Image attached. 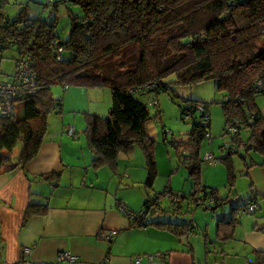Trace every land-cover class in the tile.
I'll use <instances>...</instances> for the list:
<instances>
[{
    "label": "trees",
    "instance_id": "obj_1",
    "mask_svg": "<svg viewBox=\"0 0 264 264\" xmlns=\"http://www.w3.org/2000/svg\"><path fill=\"white\" fill-rule=\"evenodd\" d=\"M64 1L78 6L77 12L68 10L70 27L65 39L55 30L56 19L48 21L41 14L28 12L30 0L16 2L20 5L14 14L4 9L8 0H0V59L6 48L13 47L17 53L22 49L32 57L39 82L36 93L17 98L23 102L21 116H16L14 110L10 115H0V171L24 168L37 154L47 130L48 115L61 110V100L51 92L53 83L110 89L112 102L107 115L83 112L84 132L93 154L91 163L97 166L104 162L113 166L118 152L130 153L138 143L146 157L145 185L148 187L152 186L157 173L152 140L145 124L150 112L147 103L133 95L135 91L157 93L164 90L177 95L172 83L190 85L205 79L214 80L217 89L225 93L220 101L223 130L231 139L221 158L227 166L229 189L233 187L235 176L231 153L238 152L244 144L246 152L251 148L264 155V112L255 100L256 95L264 93V0ZM173 27H179L180 31L169 33L165 38L162 46L168 54L165 57L158 53L154 37ZM129 47H134L137 53L132 66L111 77L102 74L104 59L119 57ZM170 74H174L175 79L165 81ZM257 81L261 86H257ZM188 100L190 103L182 108V113L187 112L193 118L191 127L187 138L179 139L176 145L194 180L190 199L195 205L202 204V199L218 204L227 196H218L216 187L200 181L199 146L203 138L212 143L209 107L206 101ZM197 104H202L205 110L200 112ZM242 127L249 130L245 141L241 136ZM19 141L21 147L16 149ZM206 153L211 154L213 161L204 157ZM206 153L202 160L211 164L219 161L212 151ZM240 155L245 158V153ZM244 162L246 167L254 164ZM256 165L263 167L264 158ZM54 174L40 176L52 179ZM249 185L247 199L232 205V215L217 219L219 237L232 233L237 215L252 212L245 209L249 202L255 201L259 206L258 190L252 182ZM159 195L157 192L154 198L144 202L147 207L154 206L153 213L179 211L183 196L178 202H169L165 208L158 203ZM234 198L240 199L235 192ZM47 210L46 202H30L24 219L43 215ZM142 210L145 214L148 211L147 208ZM171 219L158 217L146 221L145 218L140 225L168 228L177 236L193 230L191 219ZM257 227L264 231V225ZM254 252L255 264H264V248H255Z\"/></svg>",
    "mask_w": 264,
    "mask_h": 264
},
{
    "label": "rangeland",
    "instance_id": "obj_2",
    "mask_svg": "<svg viewBox=\"0 0 264 264\" xmlns=\"http://www.w3.org/2000/svg\"><path fill=\"white\" fill-rule=\"evenodd\" d=\"M20 1L24 2L25 0H8L4 9L9 14H14L19 8L20 4L17 3ZM69 9L77 12L78 6L74 4L69 5V2L64 0H30L28 12L33 15L41 14L48 21L56 19L55 30L61 38L65 39L70 27ZM179 31V27H173L168 29L165 33L159 32L155 35L154 43L158 46V53H162L163 56L168 57V54H165V50L162 47L164 40L169 33ZM17 54L16 49L13 47L6 48L2 51V57L0 59V79H6L8 75L14 73ZM136 56L137 53L134 47H129L119 57H106L101 63L102 74L111 77L121 72L126 67L132 66ZM174 79V74H170L164 80L173 81ZM50 87L54 97H61L62 111L61 113L51 112L48 115L47 128L48 125H51V122H53V125H56V118H60L62 115L77 121V126L83 130L86 122L83 114L84 111H81L82 107H84V110H87L90 104L94 106L100 105L99 102L104 100L103 96L106 94V90L111 93L110 89L108 87L103 88L104 86L68 85V87L64 89V84L53 83ZM172 88L177 92V95H174L171 91L164 90L157 93L153 91H135L133 93L137 99L147 103L150 112V118L145 124L147 134L152 140V151L157 170L152 186L146 187L144 183L147 176L146 157L141 145L138 143H135L130 151V153L133 154L131 159L127 160L125 164L124 162L121 163L119 176L123 172L124 165L128 170L135 171L133 177L130 178V183L134 184L126 190H129L132 195H135V193L139 191L141 196H137L136 198L137 205H143L146 200L147 191L150 193V198L153 197L155 192H160L158 203L161 204V207L164 206L165 208L169 202H178L183 196L180 203L181 207L175 214L154 212L152 215L157 214V218H172V221L179 218L183 220L191 219L194 225L193 230H189L183 235H180V237L184 239L186 243L188 242L192 245L196 260L195 264H255L254 249L264 248V231L257 227L264 225V196L260 192V187L258 188V196L261 198L259 200V206L254 212H242V214L237 215L238 221L235 222L230 235L224 238L219 237L216 232V222L219 218L225 219L232 215V205L242 203L247 199L250 190V182L254 185V177L252 178L253 173H251L250 170L256 171L255 169H258L259 166L256 164L264 158V155L251 148L246 152V146L244 144L240 145L238 152L231 153L230 156L235 176L233 187L229 189V184L227 183V166L221 158L227 151L231 139L230 134L225 133L223 130L224 116L220 101L224 98L225 93L217 89L212 79L201 80L190 85L172 83ZM73 90H79L81 94L77 93L68 97ZM258 96H262V94H258L255 97L256 103L261 109L257 99ZM153 98L157 100L156 106L150 103ZM188 99L206 101L209 107V131L212 136V143H208L207 140L203 138L199 146L198 155L201 166L200 181L202 184L216 187L218 196H227L225 201L218 204L209 202L208 200L205 201L200 197L202 199V204L195 205V202L190 199V194L194 191V180L190 174L189 167L183 160V156H179L178 150L180 148L178 149V145H176L179 139L185 140L187 138V132L191 127L193 118L190 114H187V112L182 113V108L190 103ZM16 104L14 114L16 116H21L23 114V102L17 100ZM108 109L109 107L106 108V115ZM248 135L249 130L242 127V140L245 141ZM20 147L21 141L16 144V149ZM207 151H212L214 155L219 158V161L215 164H211L204 159L202 160L203 155ZM240 153H245V158H243ZM244 160L251 161V163L254 164L246 167ZM125 177H127L126 174ZM125 181L128 182V179H125ZM168 188L170 190H168ZM234 192L237 193L240 198L239 200L234 198ZM204 201L210 204L204 206ZM143 207L148 209L147 218H149L154 206L150 205V207H147L144 204ZM132 211L137 212L140 210H138L137 206V209ZM131 222L133 225H138V223ZM138 226L141 227V225ZM165 230L170 232L168 228ZM154 243L157 244L158 242L154 241V239L153 241L147 240L143 242L147 249L148 247L154 246ZM145 253L151 254L154 252L146 251ZM145 253L144 255L147 256L148 260V255ZM155 253H161V256H163L159 257L156 254L155 258L162 259L165 257L164 252L157 251Z\"/></svg>",
    "mask_w": 264,
    "mask_h": 264
},
{
    "label": "crops",
    "instance_id": "obj_3",
    "mask_svg": "<svg viewBox=\"0 0 264 264\" xmlns=\"http://www.w3.org/2000/svg\"><path fill=\"white\" fill-rule=\"evenodd\" d=\"M77 93L79 90H73L68 97ZM261 94L257 99L264 112V94ZM103 98L100 105L90 104L81 111L105 116L106 108L111 105V93L106 90ZM59 99L58 113H61L62 99ZM56 120V125L53 122L48 125L37 154L24 168L0 171V260L10 264H131L134 257L141 255L140 264H195L192 245L180 236L150 224L133 225L118 208L116 200L132 210L137 206L142 210L144 205H137L139 191L132 195L126 190L134 184L130 178L135 171L124 165L119 176L121 163L125 164L133 154L118 152L113 166L104 162L94 166L84 129L68 116L61 115ZM68 125H73L72 134L67 130ZM255 170H250L254 185L257 190L260 187L264 196V166ZM50 172H55L52 179L40 176ZM149 194L147 191L146 200L154 198ZM30 202H46L47 212L24 219ZM147 212L146 221L157 218L153 212L147 218ZM112 228L117 233L111 239L100 236L102 231ZM153 239L158 243L147 249L143 242ZM60 250L73 254L75 262H58L56 255ZM146 251L164 252L165 257L150 261L144 255Z\"/></svg>",
    "mask_w": 264,
    "mask_h": 264
},
{
    "label": "built area",
    "instance_id": "obj_4",
    "mask_svg": "<svg viewBox=\"0 0 264 264\" xmlns=\"http://www.w3.org/2000/svg\"><path fill=\"white\" fill-rule=\"evenodd\" d=\"M21 48V47H20ZM67 86V84H65ZM257 86H261V82L257 81ZM39 88V82L37 78L36 71L33 69V60L32 57L23 52L22 49L18 52V57L15 60V71L12 75H8L6 79H0V115L7 116L12 114L15 108V101L18 97H24L26 95H32L36 93ZM152 105H156L157 101L152 99L150 101ZM196 108L201 112L205 110V107L202 104H197ZM67 130L70 134L73 133V125H68ZM206 159L213 161L210 153H206L204 156ZM116 204L118 208L123 211V213L133 222L142 223L145 218V213L143 210L134 212L130 210L123 201L117 200ZM258 204L255 201H251L247 204L245 209L247 211H254L257 208ZM117 233V229L112 228L107 231H102L100 236L105 240L111 239ZM163 257L161 253L147 254L148 260L152 261L155 257ZM57 261L60 263H73L75 262V257L69 251L60 250L57 252ZM141 255L134 257L131 264H140ZM0 264H10L5 260H0ZM84 264H102L98 263H84ZM254 264V263H252Z\"/></svg>",
    "mask_w": 264,
    "mask_h": 264
}]
</instances>
